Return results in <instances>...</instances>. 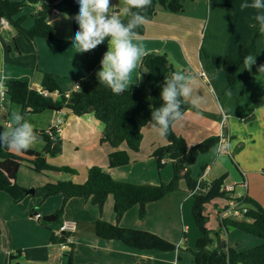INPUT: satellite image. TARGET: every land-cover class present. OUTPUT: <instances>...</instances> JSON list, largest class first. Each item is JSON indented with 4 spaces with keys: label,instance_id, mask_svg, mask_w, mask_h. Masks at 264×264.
Here are the masks:
<instances>
[{
    "label": "crops",
    "instance_id": "0c3cea01",
    "mask_svg": "<svg viewBox=\"0 0 264 264\" xmlns=\"http://www.w3.org/2000/svg\"><path fill=\"white\" fill-rule=\"evenodd\" d=\"M245 2L251 3V0H185L183 11L177 14L157 7L155 16L143 25L144 32L135 42L144 47L146 55H166L173 70H184L193 78V96L199 97V103L194 107L187 101L191 109L184 112L181 121L172 125L173 132L188 146L211 136L220 139L215 147L199 155L189 166L191 176L197 180L196 192L204 193L212 181L224 176L223 186L232 188V199L247 196L264 208V72L257 71L259 65H264V36L256 42L253 54L256 64L251 71L244 69L243 64L239 67V83L231 92L226 91L223 69L210 59L233 54L255 27L256 10L242 9L240 6ZM111 3L123 19L124 0H111ZM39 9L38 4L25 7L15 18L24 17L22 26L29 28L33 24L31 15ZM47 23L54 30V39L36 38L32 44L9 25L0 26V81L4 84L11 80L23 81L36 90H46L48 75H51L60 91L67 94L73 91L76 82L97 78L108 45L105 50L96 48L78 53L73 47V27L69 17L52 11ZM75 26L78 30L76 22ZM201 54L209 58L201 57ZM145 74L140 64L131 75L129 87L141 85ZM12 105L0 96V116L6 117L0 132L12 121ZM17 111L20 112L19 107ZM40 114L25 116L36 131H49L56 119L61 120L56 134L62 142V152L47 157L48 163L78 168L82 172L78 177L62 173L38 174L21 166L17 183L27 190L35 191L45 183L57 181L81 184L87 178V170L93 166L102 169L115 181L132 185H158L167 183L172 177L171 162L167 158L163 159L164 167L157 170L151 157L152 151L164 146L166 141L150 125L142 128L139 150L127 151L129 163L110 168L108 157L113 149L100 144L104 127L92 114L77 117L66 110ZM222 115L226 116L224 122ZM221 141L230 144L231 149L218 150ZM119 150L126 149L121 146ZM243 181L245 188L242 187ZM212 202L205 207L212 248L231 247L244 251L262 243L239 230L220 228L218 213L227 210L230 201L218 198ZM192 203L191 193L184 180H180L176 191L147 205L143 220L138 218L137 206L119 220L120 227L148 231L177 247L171 252H161L134 250L120 241L95 236V220L115 223L111 195L101 211L87 200L70 199L64 206L61 220L76 225L70 236V243L74 244L73 264H139L140 261L146 264H191L190 250H194L199 237L191 216ZM61 204L60 195L40 202L33 192L21 202L13 203L8 195L0 193V264H8L9 258L17 253L18 258L10 264H64L68 245L50 242L51 234H59L61 224L42 222L43 217L53 214ZM35 215H39V220Z\"/></svg>",
    "mask_w": 264,
    "mask_h": 264
},
{
    "label": "trees",
    "instance_id": "16d2710c",
    "mask_svg": "<svg viewBox=\"0 0 264 264\" xmlns=\"http://www.w3.org/2000/svg\"><path fill=\"white\" fill-rule=\"evenodd\" d=\"M185 0H152V4L146 10L148 20L156 13V8L161 7L170 13L177 14L183 11ZM39 4L40 9L31 15L33 24L29 28L22 26L24 17L15 18L23 8ZM79 9L77 0H0V19L4 18L8 25L23 39L32 44L36 38L54 39V30L47 23V17L52 11H57L70 18L73 27V37L77 31L75 20L72 19ZM122 20L127 22V18ZM139 36L143 34L144 27L137 29ZM264 36L258 30V24L251 30L249 36L236 48L233 54L221 59L210 57L214 65L223 69L226 79V91H233L239 83L237 71L243 64V57L247 54H255L257 40ZM107 39L97 46L100 50L107 48ZM201 57H208L201 54ZM209 58V57H208ZM141 67L146 74L141 85H131L122 94L116 95L100 84L97 78L81 81L79 91L71 92L68 97L60 91L51 75H48L49 86L46 90L37 91L29 87L26 82L11 80L5 83L7 88L4 97L10 104L20 108V113L40 114L44 111L58 113L68 111L77 117L92 114L104 127L99 142L113 149L108 157V166L115 168L129 163L127 151L137 152L142 139V128L151 119L153 108L163 104L160 97L165 77H170L175 70L171 67L166 55H145ZM42 91L48 95L42 94ZM57 92L58 95H51ZM191 109V105L185 101L182 105L183 113ZM6 117L0 116V130ZM43 143L41 153L31 149L20 153L0 147V193L9 196L13 203L21 202L26 196L24 187L17 183L19 167L24 166L35 173L51 175L68 174L76 175V172L66 166L56 167L48 163L47 157H55L62 152V142L54 130L36 131ZM166 144L155 148L151 157L155 160L157 170L164 167L162 160L167 158L171 162L172 177L167 183L158 185H132L113 180L99 167H90L87 171L85 182L76 184L71 181H57L45 183L35 189V197L41 201L52 196L60 195L62 204L53 214L43 217V223L57 222L62 224L63 210L66 203L72 198H81L97 206L101 211L109 195L113 198V212L115 223H108L97 219L93 222V231L97 238L102 240H116L134 250H155L171 252L176 250V245L168 242L160 236L148 231L123 228L118 225L122 216L132 207H138V218L143 220L148 204L161 200L167 194L178 189L180 180H184L187 191L192 193L193 203L191 216L199 232L195 242L191 264H264V208L247 196L232 199L222 190L224 176L212 181L204 193L198 194L195 190L197 180L191 176L189 166L194 164L199 155L206 154L219 143L218 136H211L200 143L188 146L182 137L177 136L172 127L166 137ZM124 146L126 150H119ZM224 198L228 201L237 200L243 202L247 208L242 218H223L219 227H228L239 230L245 234L256 237L262 243L256 247L237 251L231 247L224 249L212 248L211 232L208 230L205 207L214 199ZM70 232H61L59 235L51 234L52 244H67L70 252L65 257L64 264H73L74 244L68 242ZM19 253L10 257L8 264L17 259ZM18 264V263H16ZM139 264H146L140 261Z\"/></svg>",
    "mask_w": 264,
    "mask_h": 264
},
{
    "label": "clouds",
    "instance_id": "9594fccd",
    "mask_svg": "<svg viewBox=\"0 0 264 264\" xmlns=\"http://www.w3.org/2000/svg\"><path fill=\"white\" fill-rule=\"evenodd\" d=\"M79 12L72 17L79 25L73 38V47L78 53H85L97 48L107 39L108 49L103 54L100 70L96 73L100 84L109 88L113 94H122L129 87V81L134 70L143 62L146 55L142 45L136 43L138 28L148 22L145 14L152 0H124L123 15L127 22L121 19V13L116 10L111 0H77ZM242 9H255V21L258 30L264 34V0H251L243 3ZM256 64V56L247 54L243 57V68L251 71ZM258 72H264V65H259ZM78 88L79 86L76 85ZM7 91L0 81V96ZM160 97L163 104L153 108L148 124L158 131L161 137H166L173 124L184 117L182 105L190 101L195 107L199 97L193 96V78L186 71H175L170 77H165ZM40 136L35 126L19 111L12 113V121L0 132V147L20 153L36 147ZM231 145L221 141L220 151H228Z\"/></svg>",
    "mask_w": 264,
    "mask_h": 264
},
{
    "label": "built area",
    "instance_id": "2783aa9c",
    "mask_svg": "<svg viewBox=\"0 0 264 264\" xmlns=\"http://www.w3.org/2000/svg\"><path fill=\"white\" fill-rule=\"evenodd\" d=\"M0 26H8V22L4 18H1L0 19ZM200 76H204V75L202 73H200ZM76 85H78L79 88ZM80 88H81V82L78 81V82L75 83L72 92L79 91ZM37 91H40V90L37 89ZM42 94L45 95V96L48 95L44 91H42ZM69 94L70 93L65 94V97H68ZM51 95L57 97L58 93L57 92H53ZM2 97H4V95H2ZM225 118H226V116L225 115H222V122H224ZM60 125H61V120L60 119H56V122H55L54 127L52 129H50V130H54L55 133H58L59 132V129H60ZM162 163H163V160H162ZM245 186H246V184L243 181L242 182V187L245 188ZM231 189L232 188L229 187V186H227V187L222 186V190H224L227 193H230L231 192ZM196 190H197V187H196ZM191 195H192V193H191ZM229 196H230V194H229ZM246 208H247V206L243 202L237 201V200H231L230 201V204H229V208L227 210H225V211H220L218 213L219 219L220 220L223 219V218H230V219H233V220L240 219V218L243 217V215H244V213L246 211ZM34 217H35L36 220H39V218H40L39 215H35ZM75 230H76V225L74 223L64 222V223L61 224V227L59 229V234L61 232H63V231L72 233ZM68 242L70 243V237L68 238ZM65 245H67V244H65ZM70 250H71L70 249V246L68 245V247H66L65 255L68 254L70 252Z\"/></svg>",
    "mask_w": 264,
    "mask_h": 264
},
{
    "label": "rangeland",
    "instance_id": "374dc122",
    "mask_svg": "<svg viewBox=\"0 0 264 264\" xmlns=\"http://www.w3.org/2000/svg\"><path fill=\"white\" fill-rule=\"evenodd\" d=\"M12 108H13V112H15V111H17V109H18V106H16V105H12ZM12 112V113H13ZM42 113H44L43 115H48V113H49V111H44V112H42ZM40 115H42V114H40ZM35 116V115H34ZM33 117V116H32ZM11 120H12V115H11ZM35 152H38V153H41V151H42V149H43V143L42 142H39L37 145H36V147H34V148H32ZM53 166H56V167H62V166H64V165H57V164H55V163H53L52 164ZM67 167V166H66ZM70 168V167H69ZM75 172H76V175H77V177H78V175L80 176V174H81V170L80 169H78L77 168V170L76 169H73ZM88 171V170H87ZM222 199V198H221ZM215 201V199L213 200V202ZM212 202V203H213ZM211 203V204H212ZM228 228H230V227H228ZM239 232H241V231H239ZM242 234H244L243 232H241ZM245 235H247V234H245ZM249 236V235H248ZM250 237H253V236H251L250 235ZM255 239V238H254Z\"/></svg>",
    "mask_w": 264,
    "mask_h": 264
},
{
    "label": "water",
    "instance_id": "95a60500",
    "mask_svg": "<svg viewBox=\"0 0 264 264\" xmlns=\"http://www.w3.org/2000/svg\"><path fill=\"white\" fill-rule=\"evenodd\" d=\"M33 192H34V191L30 189V190H27V191H26V194H33Z\"/></svg>",
    "mask_w": 264,
    "mask_h": 264
}]
</instances>
